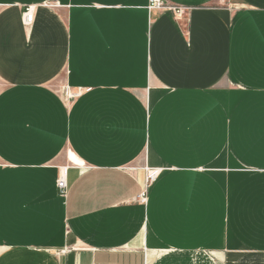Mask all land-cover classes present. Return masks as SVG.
<instances>
[{"label": "crops", "instance_id": "crops-1", "mask_svg": "<svg viewBox=\"0 0 264 264\" xmlns=\"http://www.w3.org/2000/svg\"><path fill=\"white\" fill-rule=\"evenodd\" d=\"M149 4L0 0V264H264V0Z\"/></svg>", "mask_w": 264, "mask_h": 264}, {"label": "built area", "instance_id": "built-area-1", "mask_svg": "<svg viewBox=\"0 0 264 264\" xmlns=\"http://www.w3.org/2000/svg\"><path fill=\"white\" fill-rule=\"evenodd\" d=\"M168 8H169V5L167 4V0H150L149 10H151V11H154V10L162 11V10H166ZM170 10L173 11V13L176 15V17H179V18L182 17L184 15L185 11H186V9L178 8V7L177 8H170ZM34 12H35V7L34 6H29L25 10L24 23L26 25L32 24L33 19H34ZM65 95L68 98L67 101H72L73 99H75V98H77L79 96V94L69 93L68 91H67V93L65 92ZM147 173H148L147 186H149L157 178L158 172L149 171V169H147ZM57 189H58L59 193L61 194V196L65 197L69 193V187H68V183H67V178H66L65 172H62L60 174V176H59V179L57 181ZM139 198L142 201H146L147 191L145 190Z\"/></svg>", "mask_w": 264, "mask_h": 264}]
</instances>
